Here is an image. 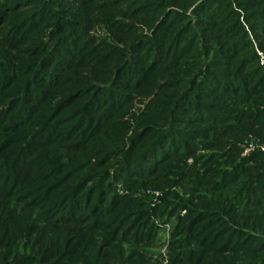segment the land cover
Returning <instances> with one entry per match:
<instances>
[{
    "label": "trees",
    "instance_id": "1",
    "mask_svg": "<svg viewBox=\"0 0 264 264\" xmlns=\"http://www.w3.org/2000/svg\"><path fill=\"white\" fill-rule=\"evenodd\" d=\"M232 1L242 14L233 9ZM47 3L46 0H0V25L9 23L4 45L7 42L18 46L38 31L48 16H55ZM119 3L120 0H104L101 4L106 9H114ZM261 7L264 0H171L158 4L140 0L131 5L129 15L155 13V24L147 21L153 29L151 37H135L118 56L114 54L118 49L113 47H110V56L99 54L100 47L91 56L86 52L85 42L65 33L62 26L54 27L55 33L58 32L56 37L53 34L54 46L43 54V60H34L28 72L32 78L27 84L35 80L45 84V94L57 91L63 96L54 110H49L53 121L81 123V130L73 134L77 142L72 144L80 148L70 153L80 151L85 155L90 148V152L93 150L100 156L97 162L104 157L100 145L117 143L113 131L124 134L131 129L123 117L130 114L127 112L135 99L133 94L151 98L158 89L145 109L138 116H132L134 128L128 150L122 152L118 161L120 175L117 177L123 180L124 186H135L139 181L155 184L159 177V182L170 184L166 177L173 174L197 199L194 209L182 206L187 216L179 222L177 236L183 239L178 246L183 258L176 256L172 264H201L207 260L205 255L211 253L218 256L220 264L229 263V254L249 256L256 262L261 254L254 250H264V238L256 235V232L264 233V155L256 152L235 163L241 151L239 144L247 133L252 132L264 143V112L260 110L264 106V61L262 65L259 55L264 53V8ZM45 12L48 14L44 15ZM86 53L88 61L90 57L95 58L92 64L99 61L96 67L82 60ZM104 62L113 63V68L105 70ZM6 65L8 62L2 60L1 73L6 71L3 70ZM82 66H91L93 76H97L94 81L104 80V83L91 82L92 78L88 79L91 84L80 87L64 84L72 82L76 69ZM32 85L31 81L27 91ZM33 91L35 100L39 101L41 94ZM67 109L69 112L63 114ZM103 129L108 135L100 134L95 138L97 145H90L91 134L96 135ZM85 130L89 131L86 136ZM6 140L2 137L1 144ZM26 143L29 150L21 145L14 151L8 148L7 153L3 152L6 148L0 151V183H5L0 189V264L21 263L17 260L22 257L16 250L20 246L17 244L23 234L31 232L29 221H21L22 215L17 213L20 202L10 203L11 186L23 188L20 181L24 177L35 176L44 169L38 181L47 175L48 178L59 176L63 182L73 181L60 192L59 200L49 201L52 206L48 215L52 223L91 222L88 227L103 231L107 245L120 244L114 241L119 235V241L129 239L145 245L152 241L156 232L150 221L152 212L138 202L135 207L130 196H120L111 189L106 168L80 174L84 168H101V164H92L87 159L73 162L65 148L64 154L62 148L54 153V163L42 164L32 139ZM200 148L221 154L202 156L201 172L177 164V159H186ZM222 164L226 168L220 169ZM76 173L81 176L74 180L72 175ZM56 181L45 182L40 196L43 200L55 195L50 188L59 183ZM122 204L125 212L117 220H111L108 225L99 224L101 217L113 215ZM26 205L33 208L34 204ZM244 215L255 216L258 224L256 220L245 221ZM111 223L114 224L110 226ZM22 258L31 259L30 256Z\"/></svg>",
    "mask_w": 264,
    "mask_h": 264
},
{
    "label": "rangeland",
    "instance_id": "2",
    "mask_svg": "<svg viewBox=\"0 0 264 264\" xmlns=\"http://www.w3.org/2000/svg\"><path fill=\"white\" fill-rule=\"evenodd\" d=\"M46 1L48 2L49 8L52 7L55 16H48L46 18V23L39 27L40 29L38 31H34L28 39H25L18 46L16 45L17 47L15 44L10 46L7 42L6 45H4L5 42L3 38L8 36L6 32L9 29V23L0 25V65L2 60L8 62V66L6 65V68L3 69H6V71L2 73L0 71V151L6 148L3 152L7 153V148L9 151H14L20 148L21 145L27 147L28 143L26 142L32 139V146L37 152V155H40L42 164L47 163L49 165L50 163H54L56 160L53 155L55 152H60V148H62V154H64L62 152L63 148L67 150V156L69 158L70 156L73 157L71 159L73 162H83V160L87 159L92 164H101V168H84V171H81L80 174H85L89 171H100L106 168L110 176L108 182L111 189L120 196H130L132 204H134L135 207L138 202L142 204L145 209L149 210V212H152L150 221L156 229V232L152 241L146 245L142 243H133L132 240L129 239V241H119L117 239L120 238V235L114 240L117 241V243L121 242L120 244L113 243L107 245L108 240L105 238L103 231L100 229H92L93 227L89 228L91 222L84 220L79 225L52 223L48 215L51 211L49 206H52L54 200H59V196H61L60 192L64 190L66 184H73V181L63 182L61 178L59 179V176L48 178L49 175L38 181L37 177L44 175L39 176V174L46 171V169H44L45 171L36 173L35 176L28 175L24 177V180L22 179L23 181H20L23 188L11 186L10 194H12L10 195V203L15 205L17 202H20L18 204L19 207H16L19 210L16 212L20 213L22 217H18L21 221H29L31 225V230L29 229L31 231L30 234H23L19 244H17L20 246L16 248V250H19L18 254H20V256H30L31 259H23L21 257L20 259L17 258V260H20V264H54L52 262H56L57 260L63 264H172L171 261L176 262V256L180 255L183 258L178 248L179 242L183 239L177 236V231L179 230L178 224L179 222H183L184 218L187 216V210L182 206L185 205L187 208L194 209L197 207L195 204V200L197 199H195V197L193 198L189 189L186 188L187 185L182 187L181 183L173 178V174L166 177L169 178L170 184L159 182V177L157 181H154L155 184L139 181L140 183L135 186L132 184L124 186L123 180L117 177L120 175V164L118 161H120L123 156L122 152L128 150V140L134 128L132 116H138L140 111L145 109L147 102L154 97L158 89L155 90V94L150 96L151 98L141 97L140 95L136 96V93L133 94L132 97L135 99L130 102L129 112H127L131 115L125 114L123 117L124 122H128V124L131 125V129L124 134L113 131L117 143L114 145L107 144V146L103 144L100 145L104 150L102 156H104L103 158L106 156V158L103 159L101 157L103 160L101 159L97 162L100 156L97 157V153H93V150L90 152V148H87L85 155L80 151V153H70V151L80 148L79 146L74 147L72 144H76L77 142L73 134L81 130V123L75 125L76 122L74 120H70L67 123L62 121L58 122L57 120L56 122L55 119L53 121L52 116L50 117L48 115L49 110H54V107L61 101L63 96L59 95L57 91L45 94V92H47L45 84H40L35 80H29L28 84L26 83L28 79L32 78L31 75L28 76V72L34 64V60H43V54L54 46V42H56L54 41L55 37L58 35V32L55 33L56 27L59 28V26H62L65 33L73 34L78 38L76 39L77 41L81 40L85 42L86 47L88 46L86 52L91 56L92 54H97L95 51L97 48L99 49V47L101 50L99 54L102 56H110V47L118 49L114 53L118 56L121 51H126L128 49L129 44L133 42L132 40L135 37H144L146 39L152 36L153 29H151L152 26H148V22L154 23L156 15L155 13H151V15L139 13L133 17L129 15V8L131 5L140 2V0H120V3L114 9L104 8V5H102L104 4V0ZM149 1L153 4H158L159 2L166 3V1L171 0ZM232 3L233 9L242 14L243 12L238 9L236 2L232 1ZM190 12L191 10L188 11V13ZM47 14L48 12L44 13V15ZM241 21L243 22V18H241ZM243 25L245 29L248 30V26L245 22ZM53 34H55V37ZM88 53H86V58L84 57L82 60L88 61ZM259 55L262 60L261 64L263 65L264 53H259ZM119 56L120 57L116 58L118 61L121 59V55ZM90 58L88 63L92 64L95 58ZM98 63L99 61L92 65L96 67ZM102 66L105 70L109 68L112 69L113 63L104 62ZM90 67L91 66H89V68H84V66H82V68L76 69L75 76H72L74 80L72 79V82L70 81L69 83L66 81L64 84H69L67 86L70 88L80 87L83 86V84H91L88 79L92 78L91 82L103 84L104 80H101V83L99 81H94L97 76H93L94 71L90 69ZM31 81L34 85L31 86L30 91H27ZM87 81H89V83H87ZM33 90H38L39 95L41 94L39 101L35 100ZM80 103H78V105ZM125 108L127 109L128 106ZM254 108L258 110L256 107ZM69 110L70 109L65 110L63 114H67ZM260 110L264 112V106L260 107ZM8 114L9 119L7 117ZM83 132L84 136L89 133L88 130ZM102 133L103 135H108L109 132L105 131V129L96 133V135H94V132L91 134L92 137L89 140V144L93 146L97 145L95 138ZM2 137L7 139L2 143L3 145L1 144ZM101 138L103 139L104 137H100L99 139ZM106 138L107 136H105L104 139ZM242 141L243 142L239 144L241 151L235 163L242 159L249 158L256 152L264 155V143L252 132L247 133ZM27 149L29 150L28 147ZM216 152L221 154L216 150L210 151L200 148L192 156L183 160L177 159L176 162H178L177 164L180 166L183 164L182 167H194L196 172H201V157ZM81 155L82 157H80ZM227 166H230V164ZM219 168L224 169L226 167L222 164ZM80 174L76 173V175H72L74 180L81 176ZM8 177L9 176H7V178ZM46 181H51V184L55 181L59 183L50 188V192H54L55 195L51 199L43 200L40 196L43 194ZM3 184L5 183H0V187H2ZM3 188L4 187L0 189ZM30 188L33 189L31 190ZM50 200H52L51 203L49 202ZM31 203L34 204L33 208L27 207L28 205L26 204L30 205ZM124 206L125 204L119 205L118 211H115L113 215L106 216L105 218L101 217L102 219H100L99 224L108 225L111 220H117L119 215L125 212ZM11 207L14 208L15 206ZM245 214L248 213L245 212ZM219 216L221 217L223 215L219 214ZM244 218L245 221L256 220V224H258V219L255 218V216L244 215ZM125 222L126 224L128 223L127 220ZM113 224L114 223H111L110 226ZM250 225L252 224L250 223ZM108 228L110 227L107 226L106 229L108 230ZM256 235L264 238V233L256 232ZM113 236L115 238V233ZM12 248L15 250V246ZM3 250L5 251V249ZM185 251L188 252L189 250L185 249ZM187 252L184 253L186 254ZM254 253L261 254V258L258 257L259 259H257L256 262L249 256H233V254H229L230 258L228 264H264V250L260 251V249H257L254 250ZM181 257H179V259H181ZM205 259L207 260H203L201 264H205L206 262L208 264H218L220 262L218 256L213 253L205 255ZM13 260L15 259L13 258Z\"/></svg>",
    "mask_w": 264,
    "mask_h": 264
}]
</instances>
